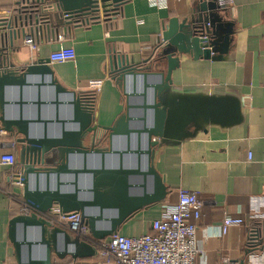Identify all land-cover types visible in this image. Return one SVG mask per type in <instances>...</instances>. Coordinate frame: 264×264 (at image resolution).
Listing matches in <instances>:
<instances>
[{
    "label": "water",
    "instance_id": "1",
    "mask_svg": "<svg viewBox=\"0 0 264 264\" xmlns=\"http://www.w3.org/2000/svg\"><path fill=\"white\" fill-rule=\"evenodd\" d=\"M127 1L54 0L67 25L72 17L84 18V23L100 18L109 21ZM220 9L216 0H198L188 16L170 18L154 53L155 71L150 70V59L135 62L115 53L109 56L107 76L125 97V104L108 126L97 122L90 97L68 90L58 81L48 58L23 67L9 62L7 47L22 34L26 19L31 22L32 18L20 23L17 18L0 17V127L7 132L15 129L22 137L15 141L19 145L15 177L30 210L29 215L17 214L8 221L6 237L16 264L94 258V246L46 219L54 206L61 214H79L89 236L103 241L118 234L142 210L165 201L169 191L155 165L162 148L209 128L225 131L244 123L241 100L235 94L181 88L172 79L183 58L194 62L229 59L234 24L218 16L216 10ZM34 22L38 25V20ZM29 78L36 80L29 82ZM26 87L36 91V99L30 102L37 109L36 119L6 120L4 112L10 105L5 100L6 90H18L19 100L12 104L21 110L28 104L21 96ZM46 87L52 89L53 100L40 99L41 89ZM43 106L54 109L53 119L40 118ZM61 106L71 108L72 118H59ZM67 123L76 129L66 130ZM30 124L43 127V138H30ZM48 124L62 126L60 137H46ZM88 135L92 141L86 146ZM30 231H34L33 237L28 236ZM253 238L252 232L249 240Z\"/></svg>",
    "mask_w": 264,
    "mask_h": 264
},
{
    "label": "crops",
    "instance_id": "2",
    "mask_svg": "<svg viewBox=\"0 0 264 264\" xmlns=\"http://www.w3.org/2000/svg\"><path fill=\"white\" fill-rule=\"evenodd\" d=\"M14 1L0 0V17H20L12 11ZM165 1V7L157 8L148 0H128L109 21L100 18V21L78 22L79 25L71 26L67 33L64 29L68 26L64 28L58 12L50 26L39 24L38 31L26 23L23 35L19 32L7 47L9 62L23 67L32 61L47 59L60 45L73 48V61L48 66L68 90L90 97L93 112L98 114L97 122L108 126L122 111L125 100L107 76L109 56L115 53L135 62L151 59L168 20L188 16L198 4V0ZM231 1L229 9L216 10L222 20L234 24L229 59L194 62L183 58L172 79L174 85L181 88L200 87L235 94L241 100L244 123L225 131L209 128L206 133L186 136L162 148L155 165L169 191L165 201L136 214L119 232L126 237L146 233L164 205L177 201V189L196 192L203 203L197 224V264H221L223 258L228 259V264H264V0ZM59 34H62L61 42L57 40ZM27 39H32L31 46L25 43ZM35 80L28 79L29 82ZM138 91L140 93L141 89ZM21 96L28 104L20 110L12 104L19 100L18 90H6L5 100L10 103L4 112L6 120L36 119L37 109L30 105L36 99V91L26 87ZM40 99L53 100L52 89L42 88ZM54 115L52 107L40 109L41 119H53ZM59 118H72L71 108L61 106ZM76 127L70 123L64 125L68 131ZM61 129L60 124H48L46 137H60ZM43 134L42 126L29 125L30 138L41 139ZM20 138L15 129L7 132L0 127V154L12 151L16 157L19 145L15 141ZM91 141L88 135L84 142L89 146ZM99 142L105 143L102 132ZM15 166L8 168L0 164V264H16L6 237L8 221L17 215L19 203H23L22 188L9 180L12 177L13 181L18 174ZM3 190L12 192L14 202ZM226 215L242 219L243 225L231 228L223 236L220 226ZM252 226L254 249L246 251L248 229ZM60 246L62 248V243ZM74 261L70 257L52 258V264Z\"/></svg>",
    "mask_w": 264,
    "mask_h": 264
},
{
    "label": "built area",
    "instance_id": "3",
    "mask_svg": "<svg viewBox=\"0 0 264 264\" xmlns=\"http://www.w3.org/2000/svg\"><path fill=\"white\" fill-rule=\"evenodd\" d=\"M15 2V1H14ZM30 4H36V14L34 20L26 19L25 23L35 26H50L54 19L55 12H58L65 29H69L78 22L84 23V18L77 19L72 17L67 25L64 16L57 10L55 4L46 3L45 0H27ZM153 7L163 8L166 6L165 0H148ZM221 8L229 9L232 6L231 0H216ZM48 5V7H45ZM48 13V14H47ZM53 14V16H51ZM49 15V16H48ZM56 15V14H55ZM31 17V16H29ZM17 18L20 23L24 20ZM25 18H28L27 16ZM32 18V17H31ZM22 20V21H21ZM38 20V25L35 24ZM26 25V24H24ZM23 25V26H24ZM22 26V29H23ZM17 29H19L17 27ZM21 29V28H20ZM64 29V31H65ZM63 31V33H64ZM62 34L57 36L58 41H63ZM27 45H32V39L25 41ZM75 52L71 47L60 45L59 49L50 53L48 56L49 64H61L73 61ZM250 160L251 155L248 154ZM16 163V157L12 151H5L0 154V164L11 168ZM9 179L21 187L16 177ZM14 186V185H13ZM14 202L11 191L3 192ZM177 201L173 204H165L160 216L149 224V230L139 236L126 237L120 233L115 234L103 241L92 244L96 248V256L92 259H82L73 264H197L199 250L197 248V224L201 216L202 201L196 192L188 191L183 188L176 190ZM17 214L29 215L30 210L20 202ZM46 219L53 225L63 227L68 233L78 236L80 240L87 239L89 234L87 228L82 226L79 214H61L57 207H53L46 214ZM243 225L240 218L224 216L221 221V234L227 235L231 228ZM221 264H228V259L223 258Z\"/></svg>",
    "mask_w": 264,
    "mask_h": 264
},
{
    "label": "trees",
    "instance_id": "4",
    "mask_svg": "<svg viewBox=\"0 0 264 264\" xmlns=\"http://www.w3.org/2000/svg\"><path fill=\"white\" fill-rule=\"evenodd\" d=\"M45 2L49 3V5L50 4H55L54 0H45ZM36 7H37L36 4H30V3L27 2V0H15L14 4L12 6V11L18 13L20 18H25L26 16L27 17L31 16L32 19L34 20V16L37 15L38 13H40V11H39L36 14ZM151 59H153V57ZM15 168H19V167L15 166ZM3 192H9V191L3 190ZM252 230H254L253 226L248 229L249 236H248L247 241H246V246H245L246 251H251V250L254 249V246L252 245V241L253 240H249L250 234L252 233ZM82 241H85V242H87V243H89L91 245L95 244L96 242H98V241L93 240L90 236H88L87 239H84ZM77 261H80V260H75L74 262H72L70 264H73V263H75Z\"/></svg>",
    "mask_w": 264,
    "mask_h": 264
},
{
    "label": "flooded vegetation",
    "instance_id": "5",
    "mask_svg": "<svg viewBox=\"0 0 264 264\" xmlns=\"http://www.w3.org/2000/svg\"><path fill=\"white\" fill-rule=\"evenodd\" d=\"M152 60H153L152 63H154V60H155V59H152ZM149 62H150V60H149ZM146 66H149V65H146ZM150 67H151V68H150L151 71H155L154 66H151V65H150ZM124 101H125V100H124ZM124 104H125V102H123V105H124ZM123 107H124V106H123ZM122 110H123V108H122ZM119 114H120V113H119ZM119 114H118V115H119Z\"/></svg>",
    "mask_w": 264,
    "mask_h": 264
},
{
    "label": "bare ground",
    "instance_id": "6",
    "mask_svg": "<svg viewBox=\"0 0 264 264\" xmlns=\"http://www.w3.org/2000/svg\"><path fill=\"white\" fill-rule=\"evenodd\" d=\"M28 236L33 237L34 236V231H30Z\"/></svg>",
    "mask_w": 264,
    "mask_h": 264
},
{
    "label": "rangeland",
    "instance_id": "7",
    "mask_svg": "<svg viewBox=\"0 0 264 264\" xmlns=\"http://www.w3.org/2000/svg\"><path fill=\"white\" fill-rule=\"evenodd\" d=\"M15 13V12H14ZM149 65V64H148ZM15 212V211H14Z\"/></svg>",
    "mask_w": 264,
    "mask_h": 264
}]
</instances>
